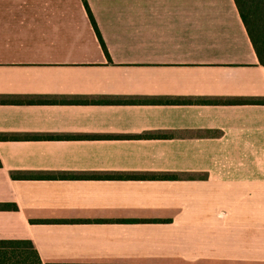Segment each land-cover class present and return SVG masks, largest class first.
Wrapping results in <instances>:
<instances>
[{
  "label": "crops",
  "instance_id": "0c3cea01",
  "mask_svg": "<svg viewBox=\"0 0 264 264\" xmlns=\"http://www.w3.org/2000/svg\"><path fill=\"white\" fill-rule=\"evenodd\" d=\"M0 0V239L44 264H264V65L234 0ZM5 136V137H3Z\"/></svg>",
  "mask_w": 264,
  "mask_h": 264
},
{
  "label": "trees",
  "instance_id": "16d2710c",
  "mask_svg": "<svg viewBox=\"0 0 264 264\" xmlns=\"http://www.w3.org/2000/svg\"><path fill=\"white\" fill-rule=\"evenodd\" d=\"M240 18L249 36L251 44L257 55L258 61L264 65V0H234ZM89 19L97 33V37L104 46L98 32L95 20L83 0ZM237 102H264V100L239 99ZM1 137V136H0ZM5 137V136H3ZM14 204L0 202V209H13ZM0 264H44L34 247L32 241L27 238L0 239Z\"/></svg>",
  "mask_w": 264,
  "mask_h": 264
}]
</instances>
